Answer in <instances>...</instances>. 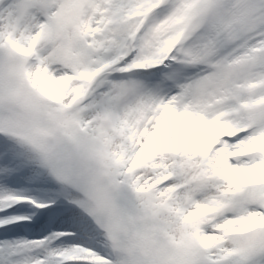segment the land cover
<instances>
[{"label":"snow or ice","instance_id":"snow-or-ice-1","mask_svg":"<svg viewBox=\"0 0 264 264\" xmlns=\"http://www.w3.org/2000/svg\"><path fill=\"white\" fill-rule=\"evenodd\" d=\"M0 230V264H264V0H0Z\"/></svg>","mask_w":264,"mask_h":264}]
</instances>
